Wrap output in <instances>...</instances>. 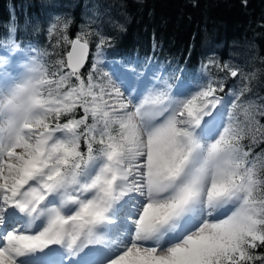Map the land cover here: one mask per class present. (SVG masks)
Returning <instances> with one entry per match:
<instances>
[{
    "label": "snow or ice",
    "instance_id": "6c2138e0",
    "mask_svg": "<svg viewBox=\"0 0 264 264\" xmlns=\"http://www.w3.org/2000/svg\"><path fill=\"white\" fill-rule=\"evenodd\" d=\"M87 55L78 35L57 86L79 83L54 99L33 62L13 75L12 52L0 55V264L264 261L254 254L264 246V182L218 94L223 81L180 69L173 89L125 57L107 61L101 84L93 63L85 83ZM77 106L83 117L59 123Z\"/></svg>",
    "mask_w": 264,
    "mask_h": 264
},
{
    "label": "trees",
    "instance_id": "16d2710c",
    "mask_svg": "<svg viewBox=\"0 0 264 264\" xmlns=\"http://www.w3.org/2000/svg\"><path fill=\"white\" fill-rule=\"evenodd\" d=\"M78 35L88 41L90 52L80 71L85 83L94 52L102 62L138 59L143 69L160 72L170 84L184 76L180 69L202 75L205 82L209 77L222 80L220 94L231 93L230 118L240 130L242 149L256 178L264 182V0H0V53L16 46L31 55L44 81L45 99L49 92L54 99L78 85L70 77L57 86L68 71L61 61L66 62ZM229 69L237 70V76ZM99 74L100 68L93 72L94 82L103 78ZM83 116L77 106L61 113L59 123ZM49 121L56 122L52 116ZM94 123L89 114L86 124ZM99 127L97 123V132ZM84 130L83 125L78 129ZM81 151H87L83 137ZM258 192L264 193V184ZM254 254L264 256V246Z\"/></svg>",
    "mask_w": 264,
    "mask_h": 264
},
{
    "label": "rangeland",
    "instance_id": "374dc122",
    "mask_svg": "<svg viewBox=\"0 0 264 264\" xmlns=\"http://www.w3.org/2000/svg\"><path fill=\"white\" fill-rule=\"evenodd\" d=\"M11 52L13 54L12 65L17 67L20 70V75H22L23 72L26 70L24 66L27 65L29 62H33L34 63V61L31 58V55H29L28 53H26V52H24V51H22V50H20L18 48H13ZM2 54L3 53H1L0 55H2ZM93 54L94 55L92 56V59H91L92 65H93V63H96V65H97L96 69L100 68V71L102 73L105 72V71H108V69L105 67L106 62H102L100 60L99 56L96 53H93ZM2 73H3V67H0V75H2ZM99 75H100V77H103L102 74H99ZM155 76L159 77V79L156 81V83H159L161 86H163L165 83L170 84L165 78L160 77L161 76L160 72L157 73ZM39 77H40V72H39ZM208 79L212 80V78H210V77ZM104 80H105L104 77L101 78V79H96L95 83L101 84V83L104 82ZM0 82H2V81H0ZM175 83H176V81L173 84V89L175 88ZM40 91H41V87H40ZM146 95H148V91L147 90L141 96V99H143V96H146ZM229 99H230V96L226 95L225 96V103H226V108H227L228 112H229Z\"/></svg>",
    "mask_w": 264,
    "mask_h": 264
},
{
    "label": "bare ground",
    "instance_id": "6f19581e",
    "mask_svg": "<svg viewBox=\"0 0 264 264\" xmlns=\"http://www.w3.org/2000/svg\"><path fill=\"white\" fill-rule=\"evenodd\" d=\"M9 72H11L13 75H20V70L17 67H15L14 65H12L9 68ZM2 82H5V81H2Z\"/></svg>",
    "mask_w": 264,
    "mask_h": 264
},
{
    "label": "water",
    "instance_id": "95a60500",
    "mask_svg": "<svg viewBox=\"0 0 264 264\" xmlns=\"http://www.w3.org/2000/svg\"><path fill=\"white\" fill-rule=\"evenodd\" d=\"M75 40V39H74ZM69 51H71V45H70V48H69ZM68 51V52H69ZM68 52H67V54H68ZM67 54H66V61H67ZM88 56V55H87ZM85 62H86V60H85Z\"/></svg>",
    "mask_w": 264,
    "mask_h": 264
}]
</instances>
